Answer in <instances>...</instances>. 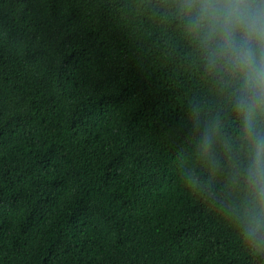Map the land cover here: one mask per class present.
I'll use <instances>...</instances> for the list:
<instances>
[{"label":"trees","instance_id":"obj_1","mask_svg":"<svg viewBox=\"0 0 264 264\" xmlns=\"http://www.w3.org/2000/svg\"><path fill=\"white\" fill-rule=\"evenodd\" d=\"M243 162L174 0H0V264H264Z\"/></svg>","mask_w":264,"mask_h":264},{"label":"clouds","instance_id":"obj_2","mask_svg":"<svg viewBox=\"0 0 264 264\" xmlns=\"http://www.w3.org/2000/svg\"><path fill=\"white\" fill-rule=\"evenodd\" d=\"M174 9L238 116L244 195L236 220L249 253L264 254V0H174ZM218 127L206 126L197 145L209 159Z\"/></svg>","mask_w":264,"mask_h":264}]
</instances>
